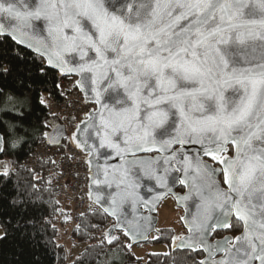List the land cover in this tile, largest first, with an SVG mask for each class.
I'll use <instances>...</instances> for the list:
<instances>
[{
  "label": "snow or ice",
  "instance_id": "6c2138e0",
  "mask_svg": "<svg viewBox=\"0 0 264 264\" xmlns=\"http://www.w3.org/2000/svg\"><path fill=\"white\" fill-rule=\"evenodd\" d=\"M0 17L9 21L0 37L79 77L76 87L97 106L72 139L91 166L92 214L115 218L101 245L148 241L160 232L152 213L171 195L187 229L171 240L182 253L175 264H264V0H0ZM9 78L29 104L15 113L23 121L33 111V85L0 62V110H10ZM35 102L47 106L42 92ZM17 127L30 132L22 122H0V154L6 141L9 150L25 142ZM114 158L118 166L108 163ZM27 196L12 203L40 199ZM12 223L0 224V240ZM13 226L40 246L41 220L21 217Z\"/></svg>",
  "mask_w": 264,
  "mask_h": 264
},
{
  "label": "trees",
  "instance_id": "16d2710c",
  "mask_svg": "<svg viewBox=\"0 0 264 264\" xmlns=\"http://www.w3.org/2000/svg\"><path fill=\"white\" fill-rule=\"evenodd\" d=\"M16 53H21L19 59L16 58ZM0 62L10 67L14 76H18L21 80L33 85L32 91L29 93L33 101L31 104L33 111L27 116V119L18 121L15 119L16 111L23 110L27 112L29 104L16 91L19 84H14L12 78L5 82L6 87L11 89L9 95L12 96V100L6 102L10 110H0V122H9L12 125H18L22 122L25 127L30 129V132L25 135L17 127V133L25 135V142L18 145L17 149L9 150L8 142H5L6 154H3L2 158L10 167L7 176L0 175V224H4L9 220L13 223L7 224L8 235L5 239L0 240V264H37L36 256L39 257V264H58L66 260L62 241L69 230L63 236L61 228L69 222L68 213L64 211L63 206L59 203L56 189L49 185V178L41 174L39 170L31 171L23 166V161L29 156L38 140H47V135L53 123L57 122L54 117L49 115L48 107L45 104L35 102V97L39 92H42V99L46 105L49 100L59 98V90L55 86L58 84L57 72L47 67L42 57L20 47L10 38L5 37H0ZM18 96L23 104L16 102ZM2 107L3 104H0V108ZM28 192L32 193V200H36L37 197L40 198L36 205L30 202L18 205L12 203L17 199L28 201ZM95 208L98 207L94 206L93 209ZM101 216H103L102 211L99 216H94L91 210L78 218L77 228L70 234L68 239L77 237L87 241L88 245L71 264H81L82 258L86 261V264H97L104 254L114 249H120L127 255V264H175V258L182 255V253L170 250L165 254L155 253L148 255L146 259H140L131 254L130 249L126 247L127 244L117 246L119 244L117 242L112 246L106 243L101 245L100 241L105 236L95 244L92 238L94 237L93 233L98 228L105 229L108 221L111 222L108 217L107 219H101ZM21 217H34L43 222L45 232L38 248L34 242L22 236L21 232L13 226L15 221ZM86 225L88 227H85ZM2 228L5 231V228ZM82 231L85 235L81 234ZM89 233L90 235H88ZM156 235L161 236L160 241L152 239ZM117 236L123 238L120 232ZM173 236L175 235L172 229H163L159 233L152 234L148 243L167 242L170 244ZM215 238H219V236ZM45 243L47 244L46 247ZM192 255L197 254L192 253ZM197 258L200 259L202 256ZM187 264H192V261H188Z\"/></svg>",
  "mask_w": 264,
  "mask_h": 264
},
{
  "label": "built area",
  "instance_id": "2783aa9c",
  "mask_svg": "<svg viewBox=\"0 0 264 264\" xmlns=\"http://www.w3.org/2000/svg\"><path fill=\"white\" fill-rule=\"evenodd\" d=\"M58 76L59 98L47 103L50 116L62 124L67 132L62 147L48 145L39 139L23 166L31 171H40L49 178V185L55 188L58 201L68 213L71 231L76 228L78 218L89 213L94 205L89 199V166L87 155L73 142L72 136L77 125L95 105L85 102L83 94L76 87V79ZM94 243L103 236V229L98 228ZM124 240V238L122 239ZM128 241L125 240V243ZM69 260L58 264H68Z\"/></svg>",
  "mask_w": 264,
  "mask_h": 264
},
{
  "label": "rangeland",
  "instance_id": "374dc122",
  "mask_svg": "<svg viewBox=\"0 0 264 264\" xmlns=\"http://www.w3.org/2000/svg\"><path fill=\"white\" fill-rule=\"evenodd\" d=\"M55 123H53L54 125ZM65 128V127H64ZM66 131V129H65ZM67 136V132H66ZM65 136V137H66ZM158 218L159 222L157 225V229L162 231L163 229H172L173 233L176 235L178 232H183V226H181L179 220H180V211L178 210L175 201L173 198L168 197L165 199L159 209H158ZM110 222L108 221L107 225L105 227L110 226ZM71 222H67L62 228L61 232L64 234L70 229ZM101 229H103L101 227ZM4 230L2 227H0V234H3ZM122 240V239H121ZM100 239L97 241L99 242ZM64 246V250L66 253V258L69 262L68 264H71L72 261H74L87 247L88 243L85 240H81L77 237H71V238H64L62 241ZM96 244V243H95ZM127 243H124L126 245ZM171 250L170 244L167 242H150L143 245H136L133 246L130 249L131 254H133L136 258L140 259H146L148 255L155 254V253H168ZM122 250L114 249L109 253L104 254L101 261L97 264H127V255ZM65 262V261H64Z\"/></svg>",
  "mask_w": 264,
  "mask_h": 264
},
{
  "label": "water",
  "instance_id": "95a60500",
  "mask_svg": "<svg viewBox=\"0 0 264 264\" xmlns=\"http://www.w3.org/2000/svg\"><path fill=\"white\" fill-rule=\"evenodd\" d=\"M0 23H5V24L7 25V24L9 23V21H8L6 18H4V17H0ZM39 31L41 32V34H45L42 26L39 27ZM9 38H10V37H9ZM10 39H11V38H10ZM11 40H12V39H11ZM12 41H14V40H12ZM14 42L17 44L16 41H14ZM17 45H18V44H17ZM19 46L22 47V48H24V49H27L28 51H30V52H32V53H34V54H36V55L39 56L38 53H36L35 51H33V50L30 49V48H27L25 45H19ZM43 59H44V58H43ZM45 62H46V61H45ZM46 65H47V63H46ZM47 67H49V66L47 65ZM49 68H50V67H49ZM50 69H52V68H50ZM52 70L56 71L57 74H58V70H55V69H52ZM59 75H60V74H59ZM61 76H63V77H76L77 80L79 79V77H77V76H75V75H70V76H64V75H61ZM82 94L84 95V98H85V94H84L83 92H82ZM85 102H88L86 98H85ZM96 107H97V106H96ZM84 119H86V116L84 117ZM84 119H83V120H84ZM83 120H82V121H83ZM80 125H81V122L78 123L77 127H79ZM76 129H77V128H76ZM75 135H77L76 130H75V132H74L72 138H73ZM49 136L53 137L54 139H58V143H56V144L49 143V140H48ZM65 136H66V131H65L64 126L61 125V124H56V125H54V126L51 128L50 132L48 133V135H47V142H48V144L51 145V146L58 147V146L61 145V143H62L63 139L65 138ZM73 142H74V144L77 146V144H76V142H75L74 140H73ZM78 148H79V147H78ZM79 149H81V148H79ZM81 150H82V149H81ZM194 150H195V149H193V151H194ZM83 152L87 155L86 151L83 150ZM145 155H156V154H155V153H151V154H145ZM2 156H3V154H0V165H5V166H7L8 170H9V167H10V166H9V164H8V163L2 158ZM86 161H88V156L86 157ZM103 161H104V156L102 155V156H101V161H100V162L102 163ZM108 163H109L110 165H112V166H118L119 163H120V161H119V158H114V159H109V160H108ZM88 166H89V185H88V187H89V193H90V190H91V180H90L91 172H90V167H91V166H90L89 164H88ZM145 184L148 185V186H151L152 182L145 181ZM178 187H180V185H178V184L175 185L174 188H173V191L176 192V193L179 194V195H183L184 192H177V188H178ZM140 191H141V194L145 196V198H150L151 194H150V193H147L145 189H141ZM184 191H185V190H184ZM169 196H171V195H169ZM167 197H168V196H167ZM167 197H165V198H167ZM171 197L175 200L176 205H177L179 208H181V209L183 210V213H184V214H183L182 217H184V216L186 215V212H185V210H184V207L182 206L181 203L177 202V200L175 199L174 196H171ZM165 198L162 199V201H161L160 204L158 205V208H159V206L161 205V203L165 200ZM89 199H90V196H89ZM90 201L92 202L91 199H90ZM189 205L191 206V202H189ZM97 207H98V206H97ZM158 208H157V211H156V212L152 213V216H153V223H154V225H155V228H157V225H158V222H159V218H158V216H157ZM126 211H128V212L130 213V209H126ZM140 211H141V213L144 214V215H147V214H148L144 209H140ZM182 217H181V222H182V224H183V227H184L185 230L187 231L186 226H185V224H184V221H183ZM108 218L112 219L114 223L111 224V225L105 230L104 235H106V233L108 232V230H109V229H112V228H113V225L115 224V218H114V217H108ZM225 231H226V230H225ZM118 233H119V231L116 232V235H117ZM154 233H156V232H152V233H150L149 240H150L151 235L154 234ZM184 235H187V233H186V234H183V235H175V236H184ZM173 237H174V236H173ZM173 237H172V238H173ZM215 239H221V238H215ZM149 240H148V241H149ZM171 240H172V239H171ZM148 241H141V242H139V243H133L132 247H133V246H136V245H140V244H145V243H147ZM132 247H131V248H132ZM171 250H172V248H171ZM217 258H219V256H217Z\"/></svg>",
  "mask_w": 264,
  "mask_h": 264
},
{
  "label": "flooded vegetation",
  "instance_id": "af4514ba",
  "mask_svg": "<svg viewBox=\"0 0 264 264\" xmlns=\"http://www.w3.org/2000/svg\"><path fill=\"white\" fill-rule=\"evenodd\" d=\"M177 192H184V190L182 189V187L180 186V187H178L177 188ZM168 197H171V196H168ZM167 197V198H168ZM167 198H165V199H167ZM172 198V197H171ZM175 201V200H174ZM175 204H176V202H175ZM177 206V205H176ZM160 207V206H159ZM177 208H178V210L180 211V220H179V222H180V224H181V226H183V224H182V222H181V217L183 216V210L181 209V208H179L178 206H177ZM159 209V208H158ZM158 216V215H157ZM230 230H226L225 232L227 233V232H229ZM187 233V231L185 230V228L183 227V232H178V234L176 233V235H183V234H186ZM174 234V233H173ZM175 235V234H174ZM219 238H222V237H219ZM138 246V245H137ZM203 258V257H202Z\"/></svg>",
  "mask_w": 264,
  "mask_h": 264
}]
</instances>
